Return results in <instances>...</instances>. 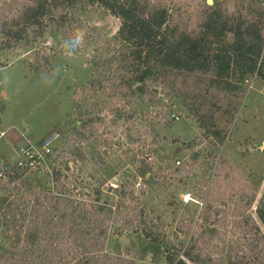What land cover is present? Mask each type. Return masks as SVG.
<instances>
[{
    "label": "rangeland",
    "instance_id": "1",
    "mask_svg": "<svg viewBox=\"0 0 264 264\" xmlns=\"http://www.w3.org/2000/svg\"><path fill=\"white\" fill-rule=\"evenodd\" d=\"M21 1L0 0V29ZM263 1L149 0L190 33L207 8L231 15ZM46 18L21 43L0 47V159L13 164L16 146L52 147L44 169L0 179V264L58 260L43 237L28 243V228L7 230L59 187L63 198L108 204L96 264H264V78L248 75L245 91L233 93L211 86V75L173 72L130 99L122 95L131 48L117 35L121 18L82 3ZM90 118L96 123L83 127Z\"/></svg>",
    "mask_w": 264,
    "mask_h": 264
},
{
    "label": "trees",
    "instance_id": "2",
    "mask_svg": "<svg viewBox=\"0 0 264 264\" xmlns=\"http://www.w3.org/2000/svg\"><path fill=\"white\" fill-rule=\"evenodd\" d=\"M78 3L98 4L121 18L117 35L131 48L123 55L129 60L124 63L129 76L121 78L124 81L122 95L129 94L130 99L138 93H146L152 77L173 72L211 75V86L242 93L247 76L257 71L262 56L264 61L263 8L248 7L245 12L239 10L231 15H224L219 8H207L199 31L190 33L173 21L170 8L151 5L149 0H23L17 14L0 29V47L11 48L21 43L27 39L30 28L45 27L46 16H51L54 10L72 8ZM62 19H69V15L64 14ZM228 33L233 34L231 42L225 40ZM45 61L50 63L49 56ZM94 123L90 118L82 125L88 127ZM214 136L224 137L225 133L214 132ZM23 173L15 168L10 170L8 181L13 182ZM62 177L61 170L55 169L53 180L57 188ZM56 192H47L44 199H35L31 215L21 213L20 218H12L7 231L28 228L26 239L33 245L43 237L48 253L58 256V260L44 258L47 264H70L72 261L74 264H96L98 258L105 255L108 204H101L99 200L85 202L63 198L65 194L60 187ZM13 206H17V201ZM258 214L264 223V205L258 209ZM146 236L153 242L159 241L152 230ZM68 254H73L74 260L68 259ZM187 257L192 259L190 254ZM169 261L187 264L184 259L175 261L170 257Z\"/></svg>",
    "mask_w": 264,
    "mask_h": 264
},
{
    "label": "built area",
    "instance_id": "3",
    "mask_svg": "<svg viewBox=\"0 0 264 264\" xmlns=\"http://www.w3.org/2000/svg\"><path fill=\"white\" fill-rule=\"evenodd\" d=\"M264 9V1L262 3ZM264 55V49H263ZM263 57V56H262ZM261 57L258 69L254 73L256 77L264 78V61ZM16 157L13 164H8L5 160L0 159V179L7 178L8 172L12 169H18L23 172L40 171L46 167L48 156L52 154L51 143L43 142L41 144L21 145L15 147ZM8 166L6 168L5 166Z\"/></svg>",
    "mask_w": 264,
    "mask_h": 264
},
{
    "label": "water",
    "instance_id": "4",
    "mask_svg": "<svg viewBox=\"0 0 264 264\" xmlns=\"http://www.w3.org/2000/svg\"><path fill=\"white\" fill-rule=\"evenodd\" d=\"M207 3H208L209 5H212V4L214 3V0H207ZM5 167L8 168L7 165H6Z\"/></svg>",
    "mask_w": 264,
    "mask_h": 264
},
{
    "label": "clouds",
    "instance_id": "5",
    "mask_svg": "<svg viewBox=\"0 0 264 264\" xmlns=\"http://www.w3.org/2000/svg\"><path fill=\"white\" fill-rule=\"evenodd\" d=\"M83 37V33H80V35L77 37V40H81Z\"/></svg>",
    "mask_w": 264,
    "mask_h": 264
},
{
    "label": "crops",
    "instance_id": "6",
    "mask_svg": "<svg viewBox=\"0 0 264 264\" xmlns=\"http://www.w3.org/2000/svg\"><path fill=\"white\" fill-rule=\"evenodd\" d=\"M6 161V160H5Z\"/></svg>",
    "mask_w": 264,
    "mask_h": 264
}]
</instances>
